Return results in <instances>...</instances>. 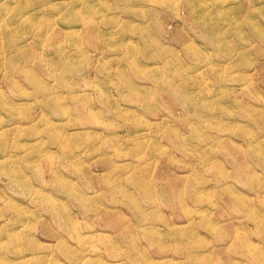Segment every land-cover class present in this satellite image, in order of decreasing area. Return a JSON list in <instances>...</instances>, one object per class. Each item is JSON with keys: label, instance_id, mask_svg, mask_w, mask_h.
Returning <instances> with one entry per match:
<instances>
[{"label": "rangeland", "instance_id": "1", "mask_svg": "<svg viewBox=\"0 0 264 264\" xmlns=\"http://www.w3.org/2000/svg\"><path fill=\"white\" fill-rule=\"evenodd\" d=\"M41 1L0 0V264H264V0Z\"/></svg>", "mask_w": 264, "mask_h": 264}, {"label": "bare ground", "instance_id": "2", "mask_svg": "<svg viewBox=\"0 0 264 264\" xmlns=\"http://www.w3.org/2000/svg\"><path fill=\"white\" fill-rule=\"evenodd\" d=\"M196 1V2H195ZM48 2V0L46 1V0H44V1H41V3H39L38 5H37V7L38 8H42L43 7V5H45L46 3ZM195 2V3H194ZM194 4H195V6L193 7V11L194 12H196L197 13V16L198 17H200V18H203V17H205L206 15H205V13L207 12L206 11V9L202 6V4L201 5H199L198 6V0H194ZM28 3V2H27ZM52 5H54L55 3H51ZM55 6V5H54ZM198 6V7H197ZM34 9H36V7L34 6V7H30V9H28V10H26V12H24V14H22L23 15V18H22V20H24L25 22H28V23H31V21H32V18H33V14H34ZM205 18H207V17H205ZM204 20V19H203ZM255 23H257V22H255ZM258 24V23H257ZM209 25V26H208ZM207 25V27H206V29H207V31H208V36L209 37H211V38H215V31L217 30L216 28H214V26H211L210 24H208ZM260 29L261 28H258V31L260 32ZM262 32V31H261ZM25 72H27L29 75H30V77L31 78H33V80H36V78H35V75H34V72L35 71H33L32 70V68H30V67H27L25 70H24ZM59 108L60 109H63L64 107L62 106V105H59ZM124 111H126V110H124ZM49 129H52L57 135L58 134H61V132L59 131V130H57L56 128H55V126L54 125H50V128ZM138 130V129H137ZM139 131V130H138ZM103 163L105 164L106 163V161L104 160L103 161ZM107 165L108 166H111L112 167V163L109 161L108 163H107ZM65 187H67V188H72V186L68 183V182H65ZM74 195L76 194L75 192H72ZM240 198V197H239ZM139 206L141 207V205L139 204ZM102 212L105 214V212L106 211H104V210H102ZM109 213V212H108ZM107 213V215L108 216H112V215H109ZM111 214V213H110ZM254 215H256L257 214V211H254V213H253ZM64 219H67V217H65L64 216ZM117 224H120V223H118L117 222ZM69 226H70V228H71V231H73V228H75V232L74 233H76V236L78 237V235H80V232L78 231V229H77V226H76V224L73 222V223H71V225L69 224ZM63 227V226H62ZM59 231H60V233H62L63 235H65L64 233H63V229H65L64 227H63V229L61 228V229H59V228H57ZM66 230V229H65ZM111 243V244H110ZM109 244H110V246H114V245H116L115 244V242L114 241H112V242H110ZM18 256L19 257H22V256H27V252H25V251H21V252H19L18 253ZM0 261L3 263V262H8V260L3 256V254L1 253V251H0ZM23 263H24V261H22ZM21 262V260L20 261H18V264H23Z\"/></svg>", "mask_w": 264, "mask_h": 264}]
</instances>
